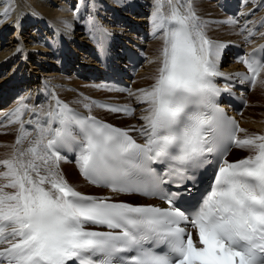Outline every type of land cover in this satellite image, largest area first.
I'll list each match as a JSON object with an SVG mask.
<instances>
[{
  "label": "snow or ice",
  "instance_id": "1",
  "mask_svg": "<svg viewBox=\"0 0 264 264\" xmlns=\"http://www.w3.org/2000/svg\"><path fill=\"white\" fill-rule=\"evenodd\" d=\"M167 3L165 15L164 0H155L153 35L162 32L163 45L154 82L137 90V102L147 105L140 128L115 127L58 98L43 121L24 105L14 110L17 119L10 122L21 124L16 145L31 135L24 110L36 113L35 123L28 121L36 135L27 148L16 147L11 158L0 160L5 169L0 172L5 181L0 184V264H264V135L240 138L246 130L216 103L229 91L214 83L218 76L230 79L218 70L226 45L208 39L207 22L200 21L190 0ZM9 14L6 9L2 15ZM240 60L248 74L234 75L255 87L264 60ZM93 103L125 115L135 111ZM130 130L145 142L138 143ZM233 147L249 154L229 161ZM65 151L75 154L90 183L113 193L155 196L168 207L77 191L60 173ZM209 168L208 188L188 206H177L180 193L161 187L171 182L190 193L195 173Z\"/></svg>",
  "mask_w": 264,
  "mask_h": 264
},
{
  "label": "bare ground",
  "instance_id": "2",
  "mask_svg": "<svg viewBox=\"0 0 264 264\" xmlns=\"http://www.w3.org/2000/svg\"><path fill=\"white\" fill-rule=\"evenodd\" d=\"M258 1L246 0L242 11L252 8ZM190 2L196 15L200 16L203 22H207L204 24L206 29H204V32H209V36L205 33L209 40L222 43L238 42L242 38L234 24L220 23L232 18L220 10L215 1L190 0ZM77 6H79V12L75 10ZM165 8L168 10L165 13L167 15L169 13L167 0H164ZM6 9L10 14L4 17L2 14ZM155 10V0H0V120L3 115H6L5 121L3 123L0 121V144L2 149L9 152L11 146H17L16 138L20 133L21 124L19 122L11 123L10 121L17 119L16 115L13 114L14 110L26 105V97L32 106L31 109L46 111V107H49L50 111L56 106V98L62 102L67 99L66 101L77 108L78 106L91 105L83 96L103 99H107L105 98L107 95L126 96V94L108 87V89L100 91L99 85L103 81V75L101 74L102 62L98 57L101 49L98 33L99 24H101L105 33L108 32L107 35L115 41L114 47L117 48V52H120L118 41L130 44L134 42L141 43L142 34L149 32L148 39L141 43L146 46L145 51H147L149 61L143 65L139 74L133 80L134 85L129 91V93L134 94L132 95L134 98V103H132L136 108L134 117H128V115L98 108L94 105L90 109L93 111L92 115L99 120H110L114 123L118 121L117 124H124L128 129L133 126L140 128L144 124L141 117L146 115L144 109L147 105L137 102L136 96L139 95L137 90L148 89L153 83L151 80L157 74V68L159 67L157 58L160 51L158 52L156 49L158 46L161 49L163 45V33L153 35L152 14ZM263 15L264 8L256 15V19H253L251 27H254ZM248 26L250 25L248 24ZM261 33H264V28L261 29L259 35L254 37L250 43L251 46L264 39V35H261ZM94 36L96 39L93 38ZM230 56L229 49L226 50L225 47L221 49L218 70L227 74L230 77L229 80L233 79L234 82L239 83L241 80L239 77H237L238 80L231 77V73L224 72L238 67L237 64L232 62ZM119 58L115 59L114 63L119 64L121 61ZM66 70H72L73 73L66 74ZM79 72L83 79H80ZM43 80L49 81L53 90L58 91L63 97L55 95L53 91L48 93ZM218 84L237 92L229 85H222L220 81H218ZM261 88H264V72L260 73L253 92L248 96L251 99V101L249 100L250 105ZM16 90L20 91L21 95H15ZM85 91L92 94H86ZM103 93L104 95H102ZM107 100L115 99L109 98ZM221 102L225 104L223 99ZM262 103H264L263 99L256 100L254 105L251 106L252 108H249L248 105L242 110L239 123L240 128L246 131L239 133V137L242 138L243 135H264V116L260 114L264 110L259 106ZM17 104L18 107H14ZM79 107L77 109L84 111ZM94 108L99 109V114H102V117L98 113L96 114ZM11 109L12 111H9ZM233 110H235V106H233ZM43 117L45 118L44 114ZM43 117L39 116L38 118L43 121ZM111 118L115 120H111ZM36 119L37 116L34 117L32 111L28 110L27 113L23 111L22 120L26 126L25 129L31 133L28 137L30 141L36 134L29 127L28 121L32 120L35 123ZM6 125L9 127H6ZM13 126H16L17 129L15 139H11L9 135L4 134L5 130L13 131ZM129 135L136 139L138 143L145 142L137 131L130 130ZM6 152H4V155L7 154ZM242 153H244L243 156ZM248 154V151L235 147L231 150L227 159L235 161ZM59 168L65 170L63 173L67 174L65 178L68 182L86 193H94L87 190L93 188V185L84 183L79 177L75 176L74 170L77 168L72 159H66L64 163L61 162ZM78 179L82 186H79ZM3 183L5 181L1 179L0 184ZM5 191L10 192V189ZM115 194L116 201L125 200L120 198L123 195L129 196L132 198L130 200L139 203L147 204L152 201L139 194Z\"/></svg>",
  "mask_w": 264,
  "mask_h": 264
},
{
  "label": "rangeland",
  "instance_id": "3",
  "mask_svg": "<svg viewBox=\"0 0 264 264\" xmlns=\"http://www.w3.org/2000/svg\"><path fill=\"white\" fill-rule=\"evenodd\" d=\"M199 18H201L200 16H199ZM227 25H231V24H227ZM28 28H32V27H28ZM237 29V28H236ZM207 33H209V32H207ZM239 33V32H238ZM239 35H240V33H239ZM241 36V35H240ZM120 45V44H119ZM158 52L160 51V46H158L157 47V49H156ZM230 52H232L231 50H230ZM73 68H75V67H73ZM58 69V68H57ZM65 73L66 74H71V73H73V71L72 70H66L65 71ZM75 75V74H74ZM156 76V75H155ZM154 76V77H155ZM82 81V80H81ZM152 82H154V78L151 80ZM139 85H140V83H139ZM150 85V84H149ZM100 91H104L103 89H101ZM21 95V94H20ZM102 95H104V93L102 94ZM63 96V95H62ZM17 97V96H16ZM15 97V98H16ZM19 97V96H18ZM264 88H261V90H259L258 91V95H255V97H254V101L255 100H260V99H263V101H264ZM84 98V97H83ZM85 99V98H84ZM13 100H14V98H13ZM13 100H11V101H13ZM87 100V99H86ZM125 100L126 101H130L131 103L133 102L134 103V98L132 97V95H128L126 98H125ZM11 101H9L10 103H11ZM224 102H225V100H224ZM252 105H254V102L250 105L249 104V108H252L251 106ZM256 105V104H255ZM260 107H262V109L264 110V103H262V104H260L259 105ZM260 107H259V109H260ZM238 108V107H237ZM95 109V112H97L98 114L100 113L99 112V109H97V108H94ZM93 109V110H94ZM249 113H250V111H249ZM260 114L262 115V116H264V111H262V112H260ZM100 115V114H99ZM101 117H102V114L100 115ZM108 119H110L109 117H108ZM114 119V118H113ZM112 118H111V120H113ZM115 120V119H114ZM116 123H118V121H115ZM6 127H9L8 125H6ZM13 128H14V130L13 131H7V130H5L6 132H4V134H7V135H9L10 136V138L12 139V138H14L15 139V133H16V131H17V129H16V126H13ZM260 135V134H259ZM246 137V135H243L242 136V138H245ZM241 138V137H240ZM10 144H11V142H10ZM24 145V144H23ZM23 145H20L19 147H23ZM0 160H4V159H9V158H11L12 156H13V154H14V151H15V146H11L10 147V150H9V152H6V150L4 151V149H2V147H1V144H0ZM241 150V149H240ZM4 152H6L7 154H5L4 155ZM244 155V153H242V156ZM76 166V165H75ZM77 168V167H76ZM5 169L3 168V167H0V172H2V171H4ZM65 170L64 169H60V173L62 174L63 172H64ZM64 174V173H63ZM74 174H75V176L78 178H80V175H79V170H78V168L77 169H75L74 170ZM67 175V174H66ZM65 175V176H66ZM1 180V179H0ZM80 180H82V179H80ZM78 181H79V179H78ZM79 186H82V184H81V182L79 181ZM10 190H12V189H10ZM87 190H89V191H95V190H97V189H87ZM97 192H102V190H97ZM125 199H128V200H130V199H132V198H130V197H124Z\"/></svg>",
  "mask_w": 264,
  "mask_h": 264
}]
</instances>
